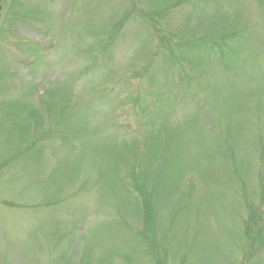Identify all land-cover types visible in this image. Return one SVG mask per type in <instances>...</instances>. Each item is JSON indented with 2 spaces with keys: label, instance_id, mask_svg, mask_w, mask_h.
I'll return each mask as SVG.
<instances>
[{
  "label": "rangeland",
  "instance_id": "1",
  "mask_svg": "<svg viewBox=\"0 0 264 264\" xmlns=\"http://www.w3.org/2000/svg\"><path fill=\"white\" fill-rule=\"evenodd\" d=\"M21 1L0 264H264V0Z\"/></svg>",
  "mask_w": 264,
  "mask_h": 264
},
{
  "label": "flooded vegetation",
  "instance_id": "2",
  "mask_svg": "<svg viewBox=\"0 0 264 264\" xmlns=\"http://www.w3.org/2000/svg\"><path fill=\"white\" fill-rule=\"evenodd\" d=\"M0 8H1V4H0Z\"/></svg>",
  "mask_w": 264,
  "mask_h": 264
}]
</instances>
